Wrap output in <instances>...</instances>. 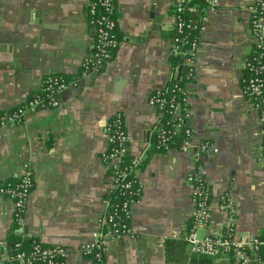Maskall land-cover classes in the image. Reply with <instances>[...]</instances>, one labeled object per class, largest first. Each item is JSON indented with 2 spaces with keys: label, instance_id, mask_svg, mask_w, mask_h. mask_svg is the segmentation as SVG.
Returning a JSON list of instances; mask_svg holds the SVG:
<instances>
[{
  "label": "crops",
  "instance_id": "1",
  "mask_svg": "<svg viewBox=\"0 0 264 264\" xmlns=\"http://www.w3.org/2000/svg\"><path fill=\"white\" fill-rule=\"evenodd\" d=\"M89 1L0 0V114L42 93L48 76L72 82L56 95V105L0 130V186L16 182L25 164L33 176L18 236L64 247V264H94L78 249L104 230L98 221L113 179L100 156L108 148L105 124L119 111L127 155L140 161L138 197L131 206L132 235L109 241L103 264H165V242H185L188 233L193 203L187 176L197 167L211 191L208 223L198 237L221 235L230 224L235 242L260 237V125L241 82L253 48L250 8L258 0H220L217 10L206 12L195 74L185 82L193 141L187 152L153 150L160 115L147 102L181 70L173 58V0H117V46L97 71L81 75L95 37ZM203 142L218 151L197 161L194 149ZM221 197L231 199L232 218L221 209ZM12 212V200L0 198L3 259L13 246L7 238Z\"/></svg>",
  "mask_w": 264,
  "mask_h": 264
},
{
  "label": "built area",
  "instance_id": "2",
  "mask_svg": "<svg viewBox=\"0 0 264 264\" xmlns=\"http://www.w3.org/2000/svg\"><path fill=\"white\" fill-rule=\"evenodd\" d=\"M116 3L117 0H90L87 7L88 22L95 31L92 57L83 63V72L97 71L103 61L110 59L117 46L116 30ZM220 0H204L203 4L196 0H173L171 15L174 19L173 53L182 55L185 72V82L195 74V59L199 50V35L205 28L206 12L217 10ZM264 0H258L250 8L249 31L253 40L252 52L244 63L250 74L245 85L242 86L244 95L251 101L258 112L260 125V149L258 162L264 168ZM181 70L176 68L169 82L155 89L148 97V104L160 115L156 126L153 148L166 152L172 149L187 152L193 147L191 131L187 125L189 109L187 106V89L185 82L179 86L175 80L179 78ZM72 82L63 76L51 75L45 78L42 94L29 98L25 103L18 105L0 116V130L20 123L26 114L35 112L40 108L56 105V95L67 88ZM168 116V117H167ZM164 117V118H163ZM182 130V131H181ZM182 133L179 146L173 139ZM108 148L100 160L112 176V191L117 194L111 199L103 200L105 212L99 219V225L104 228L91 235V241L82 244L78 252L83 258L94 264H103L105 248L109 241L120 240L131 236L132 215L131 206L137 202V166L139 159L130 158L129 163H122L127 154L128 138L123 123V115L117 111L105 124ZM194 158L199 159L213 156L217 148L210 142H203L194 149ZM19 181L12 187L0 186V198H8L13 202L12 223L20 228L23 223L26 202L33 188L31 168L25 164ZM191 186V200L193 211L190 226L185 237V243L191 254L198 256L217 257L233 252L238 263L256 264V257L247 258L242 249L250 251L258 244L264 242L234 241L231 237L233 226L230 224L226 230L227 235H214L199 238L197 230L204 228L210 213V186L205 180L201 168L197 167L187 176ZM221 209L234 215V206L230 198L221 197ZM16 249L19 245L14 246ZM68 257L67 250L62 246H43L34 241L28 252L17 251L6 259L0 258V264H64Z\"/></svg>",
  "mask_w": 264,
  "mask_h": 264
},
{
  "label": "trees",
  "instance_id": "3",
  "mask_svg": "<svg viewBox=\"0 0 264 264\" xmlns=\"http://www.w3.org/2000/svg\"><path fill=\"white\" fill-rule=\"evenodd\" d=\"M199 3L203 4L204 0H196ZM116 35V32H115ZM174 37V36H173ZM117 38V36H116ZM118 41V39H117ZM174 62L175 65H178L179 68H181V74L179 78L175 80V82L178 83L179 86H182L184 82L187 80L185 78V72L187 69L185 66H183V58L182 55H174ZM250 72L248 68L244 67L242 70V86L245 85L246 80L249 76ZM42 93H40L41 95ZM3 114H0V116ZM168 117V116H167ZM164 118V117H163ZM182 131V130H181ZM182 133L180 132L176 136L173 137L175 141V145L179 146L180 141H181ZM153 150H155L153 148ZM158 151V150H155ZM160 152V151H158ZM162 152V151H161ZM130 158L128 157L127 154H125V157L122 160V163H129ZM139 165L137 166V170L139 169ZM19 179L12 183V184H7L5 186L12 187L18 183ZM135 189H138L137 185H135ZM114 194L116 193V190L113 191L108 197L111 199L114 197ZM18 229L16 226L13 225V227L10 230V233L8 234V240L9 243H12V248L10 250V253L13 254L17 251H24L28 252L35 240L32 239H27V238H20L18 236ZM227 230H224V235H227ZM258 242H264V231L262 235L256 239H254ZM253 242V240H252ZM15 245H19V248H15ZM187 244L182 241H176V240H167L164 245V250H165V264H235L238 263L236 259L234 258L233 252H229L226 254H222L217 257H207V256H198V255H192L188 254L187 249H186ZM244 255L249 258L253 259L256 257L257 261L256 264H264V244H258L256 245L252 251H250L248 248H243L242 249ZM10 254V255H11Z\"/></svg>",
  "mask_w": 264,
  "mask_h": 264
},
{
  "label": "water",
  "instance_id": "4",
  "mask_svg": "<svg viewBox=\"0 0 264 264\" xmlns=\"http://www.w3.org/2000/svg\"><path fill=\"white\" fill-rule=\"evenodd\" d=\"M94 75H95V74L92 73V74H91V77L94 76Z\"/></svg>",
  "mask_w": 264,
  "mask_h": 264
}]
</instances>
